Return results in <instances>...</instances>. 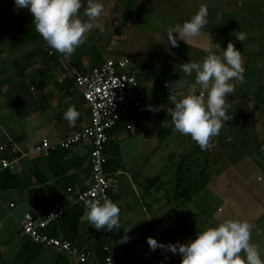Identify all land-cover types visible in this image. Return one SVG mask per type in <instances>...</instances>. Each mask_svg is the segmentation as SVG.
Listing matches in <instances>:
<instances>
[{"label":"crops","instance_id":"crops-1","mask_svg":"<svg viewBox=\"0 0 264 264\" xmlns=\"http://www.w3.org/2000/svg\"><path fill=\"white\" fill-rule=\"evenodd\" d=\"M105 1L101 0L103 5ZM141 1L136 0L131 16L125 20V26H133L132 18ZM154 1L149 0V5L154 4ZM0 4L8 10H16L14 0H0ZM201 4L206 5L208 9L207 24L201 29L198 36L188 37L187 42L178 39L176 46L178 52L182 50L180 46L183 48L188 46L205 53V48L215 51L218 45L223 49L229 42H233L234 46L241 51L242 59L246 61L243 63L245 71L243 81L234 82L235 92L230 94L229 103L226 104L229 107L235 105L236 103L232 102H235L238 97L241 98L239 95L246 90L248 91L246 94H250V96L245 95V98H248L249 102L252 101L251 107H254L253 102L258 105L259 100L264 99L261 95L264 90V77L258 81V73L252 76L249 59L257 52L252 44H257L256 42L260 41V35L264 34V0H178V4L174 5L176 6L174 26L182 25L185 20L190 19ZM104 10H107L106 7ZM79 15L82 20H85L83 6ZM27 16L33 19L31 13ZM102 19L100 16L99 20L94 22L97 26L86 33L85 42L71 56L66 57L56 50L53 59L43 55L39 49L44 40L37 32L31 38L23 35L7 36L0 45V147L4 144L10 146L4 151L0 150V168L1 160L3 158L14 159L12 154L16 152L19 156L12 164H16L17 168L11 170L17 171L22 181L30 180L28 187L22 191L12 189L0 192V264H14L24 242L30 240L21 235L22 227L28 220L29 210H32L39 219L43 216L45 209L61 200H69L71 194L84 190L89 185L90 145L74 144L71 146L65 157L72 164L68 170H64V163L56 165L58 161L62 163L63 159L54 156L51 161L49 155L29 153V149L39 144L44 138L54 144L89 123V107L82 97V93L76 87L74 76L76 72H80L77 67L80 60L83 62L85 72L96 68V60H94L96 53H90L94 44V41L90 40V35L97 33L99 27L103 26L99 23ZM222 25L227 28L230 34L228 37L225 30H221ZM241 30L246 33L247 38L244 42L235 38L236 32ZM258 30L261 31L259 35H257ZM21 46L25 47V52L24 50L18 51ZM51 49L49 48V51ZM32 50L38 52L32 60V65L25 74L19 73L14 67V59L20 58ZM128 50V46L125 45V53L122 55H127L130 58L126 53ZM169 55L172 65L167 69L172 71V75L163 76L164 79H170L167 86L160 83V80L152 72H149L150 69L144 68L145 70H143L140 60L139 63L136 62L134 70H141L137 74H140L142 79L138 78L134 70L131 69L148 96L145 109L149 114L142 116L140 121L134 124L133 129L128 130L126 126H122L112 135V140L118 144L119 148L117 165L108 171L111 182L110 199L120 208L121 224V228L117 230L116 234L118 237L114 236L109 244V255L114 259L121 257H116L113 247L125 251V246L132 243L134 249L138 245L137 248L140 250L142 243L147 247L146 236L151 234L158 242L162 241L166 244L172 240H163V237H168L171 230L177 231L179 228L176 216L174 212H171L173 205L171 209H167L171 203L169 199L174 192L173 178L177 163L163 166L161 151L163 147L169 148L175 135L182 139H189L188 150L181 152L183 155L198 147L190 136L181 135L173 130L171 118L167 114V107L172 106L169 100L170 94L178 92L185 95L190 94V85L194 81L195 74L187 76L180 72L176 67L178 63L175 62V53ZM100 57L102 63L106 59L119 56L105 54ZM188 61H194V59L188 58L185 62ZM7 62H10L13 67L8 68ZM263 68L260 67L264 76ZM204 98L206 100V95ZM69 107H74L79 113L78 118L71 125L63 119V114ZM241 107L244 106L241 105ZM228 114L232 116V119L227 121L219 135L213 138V144L216 139H219L226 126L241 132L238 121L240 119L238 117L239 110L231 111ZM157 122H162L170 128L164 141H160L158 133V131L163 132L164 130L163 128L156 129ZM244 124H246V119L243 121ZM262 130L264 131V120ZM116 136L119 138L118 141H115ZM179 152L180 150L178 155L181 154ZM171 155L172 152H168L164 157ZM222 156L224 154L218 158L214 157L216 162L223 158ZM230 168L224 169V173L231 171ZM33 169H36V175H33ZM166 170L170 173L167 174ZM163 174H167L164 179L162 178ZM63 175L68 178V181L74 183L73 193L67 191L68 187L61 181ZM167 176L170 180L166 181ZM214 181L207 186V189L201 193L202 195L207 194L210 187H214ZM187 204L188 202L184 206ZM72 220L73 216H64L62 220L53 222L47 231L60 237L65 236L71 231ZM75 228L77 235H82L86 239V245L93 244L98 230L94 226L88 225L84 214ZM180 232L182 231L180 230ZM125 235L128 237L127 242H121ZM176 235H179L178 231ZM130 236L137 237L132 239ZM183 236L184 240L181 243L190 239L184 233ZM26 249L28 255L26 259L30 261L15 264H51L56 255L60 253L52 247L38 248L32 244H29ZM160 262L155 264H160ZM71 263L79 264L74 258H71Z\"/></svg>","mask_w":264,"mask_h":264},{"label":"rangeland","instance_id":"rangeland-1","mask_svg":"<svg viewBox=\"0 0 264 264\" xmlns=\"http://www.w3.org/2000/svg\"><path fill=\"white\" fill-rule=\"evenodd\" d=\"M177 4L178 0H155L154 4L149 5V0H142L132 18L133 26H125V20L121 13L123 5L118 4L117 0H106L104 8L106 7L107 10H103L101 14L103 19L99 22L103 26L99 27L97 33L90 35V40L97 45L100 55L120 56L125 53V45L128 46L129 50L126 53L131 58V69L133 70L139 60L143 70L148 68L150 69L149 72H152L154 66L167 69L172 65L169 55L172 53L176 55L175 62L178 63L177 65L185 63L188 58L197 62L202 61L206 54L201 50L180 46L182 50L178 52V49L172 47L167 41V31L174 26L176 19V6L174 5ZM258 20H260L259 17ZM252 29L256 31L254 27ZM221 30H225L227 37L230 35L224 25H222ZM260 32L258 30V34H256L259 35ZM174 35L177 34L174 33ZM256 43L252 45L257 52L251 56L249 64L252 76L258 73V81H260L264 77L260 69L261 66L264 67V34L260 35V41ZM24 49L25 47L21 46L18 51L21 52ZM245 62L243 60V63ZM7 66L8 68L13 67L10 62H7ZM140 71V69L134 70L138 78H140V74L137 73ZM169 80L160 79L159 82L167 86ZM246 93L248 91L244 90L239 95L241 98L238 97L235 102H232L236 104L228 109V113L239 110L240 115L238 117L240 119L238 121L241 132L226 126L219 139L215 140L211 152L202 151L203 155L211 160L209 172L212 180H215L214 187H210L207 194L195 196L182 210L188 214L195 226H198V232L207 227H214L225 219L246 220L252 225L250 242L258 245L262 256H264V131L262 130L264 99L259 100L258 105L253 102L254 107H251L252 101L249 102L248 98H245V95L250 96V94ZM261 95L264 97V90ZM229 100L226 98V103H229ZM245 119L246 124L243 125ZM245 133L248 135H244ZM117 136L119 135L117 134ZM117 136L115 141L119 140ZM173 137L175 138L169 148L163 147L161 151L163 166L177 163L183 155L182 153L188 150V138L182 139L176 135ZM179 150V153L182 152L179 154L180 157L178 155ZM168 152H172V155L164 157ZM223 154V158L216 162L214 157L218 158ZM228 167H231V171L224 173L223 170ZM166 172L167 174L170 173L168 170ZM167 174H163L162 178L164 179ZM168 177L166 181L170 180ZM172 205H174L173 202L169 203L167 209H171ZM177 231L179 235H176ZM177 231L171 230L169 236H164L163 240H172L169 243L173 244L183 242V233L180 232L179 228ZM152 236L154 235L151 234L146 237ZM130 237L136 239L137 236ZM133 246L132 243L127 244L125 251L113 247V253L116 251L114 253L116 257L129 254V264H155L158 261H161L160 264H181L182 257L180 255H173L159 248L152 251L149 245L146 247L144 243L140 245V250L137 248L138 245L136 249Z\"/></svg>","mask_w":264,"mask_h":264},{"label":"clouds","instance_id":"clouds-1","mask_svg":"<svg viewBox=\"0 0 264 264\" xmlns=\"http://www.w3.org/2000/svg\"><path fill=\"white\" fill-rule=\"evenodd\" d=\"M82 6L85 20L79 15ZM14 7L16 10L27 9L33 17L35 31L46 45L66 57L85 42L86 33L97 26L94 22L104 10L101 0H86V3L85 0H14ZM207 16V6L201 4L190 19L168 29L167 41L176 47L178 39L187 42L188 37L198 36L207 24ZM235 38L244 42L246 33L238 31ZM204 51L206 56L202 61H188L176 66L187 76L194 73V81L190 85V94H170L172 106L167 107L173 130L190 136L201 151L214 147L213 138L232 119L226 98L234 94V82L243 81L245 71L241 51L233 42L223 49L218 45L215 51L209 48ZM78 116V111L69 107L63 119L71 125ZM83 203L88 225L109 232L121 228L120 208L103 190L96 198L84 199ZM251 230L252 225L246 220L225 219L198 232L195 239L185 243L164 244L153 237H148L147 243L152 251L159 248L180 255L181 264H264L259 246L250 242ZM127 240L125 235L121 242Z\"/></svg>","mask_w":264,"mask_h":264},{"label":"built area","instance_id":"built-area-1","mask_svg":"<svg viewBox=\"0 0 264 264\" xmlns=\"http://www.w3.org/2000/svg\"><path fill=\"white\" fill-rule=\"evenodd\" d=\"M15 10V13H19ZM49 53H55L51 49ZM76 87L82 93L89 111V123L81 129L68 134L56 143L44 138L39 144L31 147L29 153L46 154L57 148H70L74 144L90 145V182L87 188L80 190L69 199L70 204L58 203L41 218L27 220L23 225L21 235L43 246L52 247L74 258L78 263L88 264H118L109 255L111 235L109 231L101 230L106 244L104 250L107 256L99 259L95 248L81 249L70 240L50 235L46 229L60 219L71 205H84V199L92 200L101 190L109 197L111 182L105 169L107 155L104 152L107 142L112 139L111 131L120 121L133 119L146 104L148 96L142 89L140 82L131 71V60L127 55L109 58L96 68L87 72H76ZM132 125H127L130 129ZM10 146L4 144L1 151ZM15 158L2 159L1 168H8L15 162ZM72 192V188H68Z\"/></svg>","mask_w":264,"mask_h":264},{"label":"trees","instance_id":"trees-1","mask_svg":"<svg viewBox=\"0 0 264 264\" xmlns=\"http://www.w3.org/2000/svg\"><path fill=\"white\" fill-rule=\"evenodd\" d=\"M118 4L123 5L122 8V18L124 20L129 19V17L132 14L134 5L136 0H117ZM20 12L15 13V10H8L4 8L0 4V45L4 42L7 36H17V35H23L27 38H31L33 35H35V27L33 24V19H30L27 15L30 13L27 9H18ZM49 48L45 41L41 44L40 49L46 57L49 59H53L55 56L54 54L49 53ZM96 53V60L95 61V67H99L101 63V57L100 52L97 49V45L94 44L93 48H91L90 53ZM37 50H32L26 52L22 57L14 59V67L17 69V71L21 74H25L26 71L29 69V67L32 65L33 58L37 55ZM41 53V52H39ZM78 70L80 72L84 71L83 62L82 60L78 61ZM99 65V66H98ZM85 72V71H84ZM83 72V73H84ZM152 72L156 78L164 79L166 75L171 76L172 71L162 68L161 66H154L152 68ZM149 114V112L145 109V104L139 111V113L130 120L126 121H120L114 129L111 131V134L113 135L114 132H116L120 127L127 125H132V127L128 130L133 129V126L135 123H138L140 121V118L144 115ZM156 129L163 128V132L160 130L159 138L160 141H164L168 135V128L165 126L162 122L156 123ZM170 131V130H169ZM71 148V147H70ZM70 148H57L50 151L49 159L52 161V158L54 156H57L61 159H63V162L60 163L59 161L56 162V165H63L64 163V170H68L72 167V164L67 160L65 157L68 154V150ZM118 144L114 142L112 139H110L107 142V145L105 147L104 152L107 155V161L105 164V169L108 173V171H111V168L113 166L116 167L117 165V152H118ZM13 157L17 158L19 156L18 153L14 152ZM203 152L200 150L199 146L193 149L190 153L184 154L180 157L176 164V169L174 173L173 183L175 185L174 192L172 197H170L169 201L173 202L174 205L171 209V212H174L176 219H177V225L179 229L186 234L190 239H195L198 233V226L190 220V217L188 214L182 210L183 206L193 200V198L199 194H201L205 189H207V186L211 184L212 177L210 175V167H211V160L209 158L203 157ZM8 159V158H3ZM90 157H89V170H90ZM62 166V167H63ZM36 169H33V175H36ZM90 173V171H89ZM61 181L64 183V185L68 188H72L74 186V183L68 181V178L63 175L61 177ZM30 183V180L22 181L17 171H12L10 167L8 168H0V192L7 191V190H24L26 187H28ZM67 188V191H68ZM73 193V192H72ZM74 194H71V196ZM109 198L110 197V190H109ZM40 201V199H39ZM58 203H64V204H70L69 200L64 199L61 200ZM56 203V204H58ZM54 204V205H56ZM48 207L45 209L44 214L48 213L53 207ZM43 206V203H42ZM85 211L84 205H71L69 209L66 211V213L58 220H62L64 216H73V222L71 223V231L68 232L67 235L62 236L61 238L70 240L73 244L78 245L81 249H90L95 248L98 254L99 259H103L104 256L108 255V252L104 250V246L106 244V240L104 238V235L101 230H98L94 240L93 244H85L86 239L82 235H77V229L75 227L78 226L81 216L83 215ZM43 214V215H44ZM56 220V221H58ZM55 221V222H56ZM73 224V225H72ZM75 225V226H74ZM48 229H46V232ZM49 233V232H48ZM50 235L57 236L54 233H49ZM111 235V239L116 236L117 231H111L109 232ZM29 244L36 245L38 248H42L43 245L39 243H35L31 240L25 241L23 244V248L17 258L14 261L15 263L25 261L29 262L30 260L26 259L28 258V255L26 254L27 247H29ZM35 256V254H34ZM130 255L126 254L125 256H122L119 259H115L118 264H129ZM51 264H72L71 258L65 253H58L54 260L51 262ZM79 264H86V263H79Z\"/></svg>","mask_w":264,"mask_h":264},{"label":"water","instance_id":"water-1","mask_svg":"<svg viewBox=\"0 0 264 264\" xmlns=\"http://www.w3.org/2000/svg\"><path fill=\"white\" fill-rule=\"evenodd\" d=\"M17 168V165L16 164H12L11 165V169L12 170H15ZM27 219L28 220H32V221H35L38 219V216L32 211V210H29L28 214H27Z\"/></svg>","mask_w":264,"mask_h":264}]
</instances>
